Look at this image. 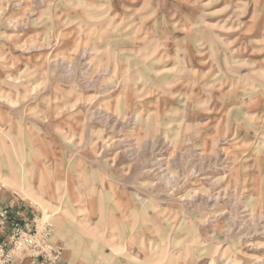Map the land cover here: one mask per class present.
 Instances as JSON below:
<instances>
[{
  "label": "rangeland",
  "instance_id": "374dc122",
  "mask_svg": "<svg viewBox=\"0 0 264 264\" xmlns=\"http://www.w3.org/2000/svg\"><path fill=\"white\" fill-rule=\"evenodd\" d=\"M3 193L138 264H264V0H0Z\"/></svg>",
  "mask_w": 264,
  "mask_h": 264
},
{
  "label": "built area",
  "instance_id": "2783aa9c",
  "mask_svg": "<svg viewBox=\"0 0 264 264\" xmlns=\"http://www.w3.org/2000/svg\"><path fill=\"white\" fill-rule=\"evenodd\" d=\"M61 253L62 248L52 241L49 224L0 207V264H22L25 258L37 259V264H56Z\"/></svg>",
  "mask_w": 264,
  "mask_h": 264
},
{
  "label": "crops",
  "instance_id": "0c3cea01",
  "mask_svg": "<svg viewBox=\"0 0 264 264\" xmlns=\"http://www.w3.org/2000/svg\"><path fill=\"white\" fill-rule=\"evenodd\" d=\"M10 197L6 194H0V202L8 200ZM21 215L26 217H32L33 211L29 209H20ZM57 224V233L52 232V238L54 235L57 240L55 244L62 248L60 259L56 264H138L137 258L134 256L125 257L122 254L116 255L113 250L106 251L101 247L99 241L86 240L80 235L77 236L71 232H64ZM88 239V238H87ZM101 248V249H100ZM37 259L25 258L22 264H37Z\"/></svg>",
  "mask_w": 264,
  "mask_h": 264
},
{
  "label": "bare ground",
  "instance_id": "6f19581e",
  "mask_svg": "<svg viewBox=\"0 0 264 264\" xmlns=\"http://www.w3.org/2000/svg\"><path fill=\"white\" fill-rule=\"evenodd\" d=\"M108 116H109V115H108ZM108 116H107V117H108ZM102 118H103V117H102ZM102 118H101V119H102ZM108 118H109V117H108ZM103 119H104V118H103ZM108 120H109V119H108ZM116 133H117V132H116ZM145 144H146V143H145ZM140 148H141V147H140ZM156 148H157V147H156ZM160 148H161V147H160ZM142 149H143V148H142ZM158 150H159V149H158ZM176 181H177V180H176Z\"/></svg>",
  "mask_w": 264,
  "mask_h": 264
}]
</instances>
